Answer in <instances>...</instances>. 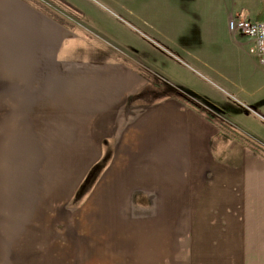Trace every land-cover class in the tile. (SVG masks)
Masks as SVG:
<instances>
[{
  "label": "crops",
  "instance_id": "1",
  "mask_svg": "<svg viewBox=\"0 0 264 264\" xmlns=\"http://www.w3.org/2000/svg\"><path fill=\"white\" fill-rule=\"evenodd\" d=\"M59 1L83 13L106 41L128 43L130 54L138 43L146 47V60L148 51L151 58L158 52L153 65L160 84L200 99L196 79L203 80L185 65L214 75L226 89L217 85L216 100L204 96L248 142L227 134L177 94L141 97L153 83L134 66L110 60L115 54L107 60L62 57V38L74 36L66 21L25 0H0V87L10 83L8 91L20 92L35 87L34 102L22 106L50 108L55 121L50 154L111 155L88 197L97 198L98 208L89 214L107 221L106 246L126 248L128 264H153L154 243L167 242L165 220L173 218L177 239L191 242V264H264V69L248 50L249 39L228 27L239 15L264 20V2ZM9 74L24 80L13 83ZM73 124L94 151L85 142H75L84 150L74 151ZM134 198H146L156 209L143 211L144 217L132 214L126 208L140 203ZM169 198H182L183 209L169 212ZM185 198H192V210Z\"/></svg>",
  "mask_w": 264,
  "mask_h": 264
},
{
  "label": "rangeland",
  "instance_id": "2",
  "mask_svg": "<svg viewBox=\"0 0 264 264\" xmlns=\"http://www.w3.org/2000/svg\"><path fill=\"white\" fill-rule=\"evenodd\" d=\"M25 1L67 22V28L72 30L74 36L71 39L62 38V57L73 60L110 58L125 66H134L147 77L148 82L153 83L150 93L149 90L145 92V89L144 92H139L141 97L147 93V98L155 100L162 95H175L177 89L183 90L178 86L164 82L160 84L161 81H157L160 79L155 75L153 59L158 56V52L151 53V58V51H148L149 59L146 60V47L138 43L136 54H130L128 43L106 41L99 29L88 25V18L83 13L70 9L59 0ZM243 38L240 39L243 41ZM160 46L162 45L158 44L156 47L160 49ZM114 54L118 57H106ZM10 65L14 66V63ZM185 66L203 80L196 79L197 87L201 86L202 98L192 100L201 107L202 112L208 113L211 118L221 123L218 125L222 129L228 128L236 132L237 129L228 126L227 118L214 108L215 103L206 97L216 100L215 92L219 90L217 85L222 88L225 85L220 84L214 75H199L191 67ZM258 67L263 70L259 64ZM17 71L19 70H15ZM14 75H7L8 80H13V83L24 80L21 74ZM1 77L3 78L2 75ZM1 83L2 81L0 85ZM7 86L0 87V264H128L130 256L126 248L109 249L105 244L109 235L105 230L107 221L89 214L98 208L97 198L88 197L92 196L96 180L110 161L111 155L50 154V150H54L52 145L55 144L52 139L49 142V136L53 134L52 127L55 125L53 117L48 113L50 108L22 106L34 102V94L37 95V92H33L35 87L28 86L33 89L32 92H20L8 91ZM43 95L44 92H41L40 96ZM77 96L79 92L74 91V99ZM78 108L73 107V111ZM76 125L73 124L74 151L84 150L80 145L75 147V142H85L87 149L94 151L93 147H88L87 139L77 137L79 131L76 130ZM237 134L242 141L248 143L246 137ZM104 141L101 143L102 148ZM134 199L142 207L137 204L126 208L132 214L156 209L154 205L153 208L150 207L146 198ZM180 200L182 198H169L168 211L172 213L182 210L178 203ZM155 205L157 206L156 203ZM184 205L192 210V198H185ZM104 207L110 209L111 204ZM86 216L90 219L85 218ZM165 221L170 234L167 242L154 243L153 264H191L187 251L191 242L188 239H177L179 229L174 225L175 219L169 218ZM181 221L183 220H179ZM164 237L162 236L163 239Z\"/></svg>",
  "mask_w": 264,
  "mask_h": 264
},
{
  "label": "built area",
  "instance_id": "3",
  "mask_svg": "<svg viewBox=\"0 0 264 264\" xmlns=\"http://www.w3.org/2000/svg\"><path fill=\"white\" fill-rule=\"evenodd\" d=\"M264 2V0H262ZM228 27L233 32L244 34L250 41L248 50L264 69V20H253L248 16L231 18Z\"/></svg>",
  "mask_w": 264,
  "mask_h": 264
},
{
  "label": "trees",
  "instance_id": "4",
  "mask_svg": "<svg viewBox=\"0 0 264 264\" xmlns=\"http://www.w3.org/2000/svg\"><path fill=\"white\" fill-rule=\"evenodd\" d=\"M176 94L178 95V98L185 104L187 105L188 107L200 112V113H203L205 114V116L210 119L211 116L208 114V113H204L202 112V109H200L201 107L198 106V104L196 102H194L192 99H194L195 97H192L191 94L187 93L186 91L184 90H178L176 91ZM200 105V104H199ZM204 111V110H203ZM227 133H230L232 136L236 137L237 139H240L239 138V135L234 132L233 130H230L227 128V130L225 128H223Z\"/></svg>",
  "mask_w": 264,
  "mask_h": 264
}]
</instances>
